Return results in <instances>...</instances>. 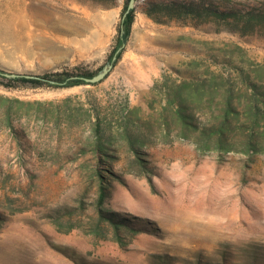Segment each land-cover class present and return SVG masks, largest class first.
Returning a JSON list of instances; mask_svg holds the SVG:
<instances>
[{
	"label": "rangeland",
	"instance_id": "1",
	"mask_svg": "<svg viewBox=\"0 0 264 264\" xmlns=\"http://www.w3.org/2000/svg\"><path fill=\"white\" fill-rule=\"evenodd\" d=\"M125 1L0 0L1 76L113 65L68 88L0 77V264H264L263 121L256 152L246 145L261 119L264 36L147 15L152 3L198 0H134L112 61ZM94 108L106 162L91 151ZM100 185L102 208L133 230L120 241L98 221Z\"/></svg>",
	"mask_w": 264,
	"mask_h": 264
},
{
	"label": "trees",
	"instance_id": "2",
	"mask_svg": "<svg viewBox=\"0 0 264 264\" xmlns=\"http://www.w3.org/2000/svg\"><path fill=\"white\" fill-rule=\"evenodd\" d=\"M125 7L123 12V19L121 22V28L119 30V38H117L116 45L112 51L111 59L115 56V61L118 59L117 50L122 46L123 40H125L129 33L131 24L133 22V13L132 11H127V6L129 0L125 1ZM151 10L153 12H148V16H152V13L155 15L165 17L168 19H178V20H191L195 23H216L218 26L228 28L232 32H236L241 36L252 34V33H261L264 36V0L258 4V6H241V8L232 4V2L225 0H217L215 2L210 0H198L197 2L184 3V2H171L167 4L152 3ZM155 17V16H153ZM100 71V70H99ZM99 71L89 73L83 72L80 68L76 67L72 70H62L58 72H47L39 76L32 77H14L9 78L6 76H1L5 81H7L6 87H31V88H41V87H51V88H68L76 87L80 85H87L84 83V78H91L96 75ZM264 97V94H262ZM10 101V100H6ZM15 103L23 104L20 101L15 100ZM229 103V99H228ZM254 115L261 114V119H254L248 126L246 145L250 151L255 153V143L253 142V136H255L256 128L258 127V122H264V100L261 101V106L254 107ZM181 114V111H179ZM181 114V119L186 128H191L192 122L189 120L188 116H183ZM253 115V118L255 116ZM233 112L229 108L224 111L223 122H229ZM229 120V121H228ZM89 125L92 128L94 134H96V142L91 146L92 154L102 162H106V159L103 157L106 152L107 146L104 143L99 141L103 118L100 117L98 109H93L91 115L88 118ZM262 134L260 135L264 140V123L261 126ZM226 131L221 130L220 128L216 131L217 136V145L218 148L223 150L225 146L221 144L222 140H225ZM261 130L258 134H260ZM223 143V142H222ZM109 195L108 188L104 185H100L98 189V195L96 198L95 212L98 217V221L108 223V226L114 232L115 238L119 240L118 234L121 231H125L133 234L132 228L129 226L125 219H115V215L109 211L104 210L102 207L105 203L106 198Z\"/></svg>",
	"mask_w": 264,
	"mask_h": 264
},
{
	"label": "water",
	"instance_id": "3",
	"mask_svg": "<svg viewBox=\"0 0 264 264\" xmlns=\"http://www.w3.org/2000/svg\"><path fill=\"white\" fill-rule=\"evenodd\" d=\"M134 7V0H130L127 6V11L133 9ZM122 47H120L116 54H118L121 51ZM112 61H115V56L112 58ZM113 65L112 62L108 63L107 65H105L96 75H94L91 78H84V83L88 84V85H94L97 84L99 82H101L107 75L108 73L111 71ZM6 77L9 78H14V77H18V75H5ZM28 78V77H27Z\"/></svg>",
	"mask_w": 264,
	"mask_h": 264
},
{
	"label": "bare ground",
	"instance_id": "4",
	"mask_svg": "<svg viewBox=\"0 0 264 264\" xmlns=\"http://www.w3.org/2000/svg\"><path fill=\"white\" fill-rule=\"evenodd\" d=\"M31 9H32V8H31ZM34 9H35V8H34ZM32 11H33V10H32ZM39 11H40V8H39ZM39 11H38V12H39ZM43 11H45V10H43ZM4 12H5V11H4ZM9 12H10V11H9ZM9 12H8V13H9ZM6 13H7V12H6ZM40 13H41V12H40ZM43 14H44V13H43ZM45 14H46V12H45ZM41 15H42V14H41ZM47 15H48V14H47ZM38 16H39V14H38ZM43 16H45V15H43ZM46 18H47V17H46ZM47 19H48V18H47ZM45 20H46V19H45ZM49 20H50V19H49Z\"/></svg>",
	"mask_w": 264,
	"mask_h": 264
}]
</instances>
